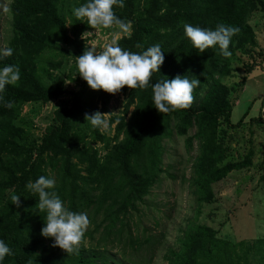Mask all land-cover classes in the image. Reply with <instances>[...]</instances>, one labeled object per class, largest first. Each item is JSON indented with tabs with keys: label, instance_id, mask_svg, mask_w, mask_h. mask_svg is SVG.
Returning a JSON list of instances; mask_svg holds the SVG:
<instances>
[{
	"label": "trees",
	"instance_id": "1",
	"mask_svg": "<svg viewBox=\"0 0 264 264\" xmlns=\"http://www.w3.org/2000/svg\"><path fill=\"white\" fill-rule=\"evenodd\" d=\"M84 2H10L12 34L5 47L13 51L0 60V66L14 65L19 80L0 91V240L12 251L3 264H27L29 259L33 264H123L109 252L122 247L125 254L127 245L137 250L128 219L139 211L164 172V139L174 133L185 137L188 151L198 142L188 179L198 204L212 202L214 185L229 173L253 164L251 148L241 158L228 159L230 146L224 142L223 125L234 127L233 105L232 89L224 79L232 75L234 63H243L242 56L257 45L249 21L256 11L264 17V0H123V7L114 5V15L130 23L131 35L119 38V46L139 53L158 44L164 57L149 86L142 90L124 86L115 94L93 90L81 77L72 76L76 56L88 49V38H81L82 34L93 29L72 15L73 7ZM185 23L209 29L223 23L236 28L230 55L192 48L184 36ZM68 65L69 79L79 85L76 91H69L60 76ZM176 75L197 78L200 83L192 91L188 108L160 113L151 103V85ZM66 93L70 97L56 108L54 120L41 136H35L34 123L21 115L22 107L45 104ZM116 94L126 100L122 115L110 119L115 123L114 134L106 136L85 122L84 114L108 112ZM192 127L195 132L188 135ZM97 141L102 148L94 146ZM261 167L264 182V162ZM40 175L53 177L54 190L65 206L87 216L77 252L68 254L53 247L51 238L40 235L44 214L33 211L36 197L24 187ZM13 195L19 196V205L12 203ZM91 222H95L94 230L87 229ZM101 227L96 240L94 234ZM178 242L177 247L167 248V264H264V238L232 242L218 237L211 226L191 223Z\"/></svg>",
	"mask_w": 264,
	"mask_h": 264
},
{
	"label": "rangeland",
	"instance_id": "2",
	"mask_svg": "<svg viewBox=\"0 0 264 264\" xmlns=\"http://www.w3.org/2000/svg\"><path fill=\"white\" fill-rule=\"evenodd\" d=\"M10 2L0 0V47L7 45L12 34ZM70 22L68 19L69 26ZM249 22L256 34L257 45L250 48L249 54L241 55L243 63H234L232 75L224 79L232 89L230 101L233 105L231 120L234 127L223 125V129L226 130L224 142L230 146L231 155L228 159L241 158L251 148L252 166L229 173L214 185L213 201L198 204L188 180L198 154V142L194 141L193 148L188 151L184 136L174 133L172 137L164 139V172L159 175V181L153 185L139 211L132 213L128 219L137 250L127 245L125 254L122 247L109 252L119 262L167 264L164 259L167 248L178 246V239L183 237L191 223L211 226L217 231L218 237L232 242L264 238V182L260 180L263 173L261 164L264 162V17L260 11H256ZM113 35H117L114 28H99L84 32L81 38H88L85 42L87 48L94 45L99 50L103 44L110 42ZM122 36L118 34L117 40ZM63 71L65 73L60 76L65 87L69 91L78 90L76 81L65 84V80H70L69 65ZM72 76L74 79L80 77L76 73ZM69 97L70 94L66 93L45 104L31 103L22 107L21 115L30 117L34 123L32 133L35 136L45 132L54 120L56 108ZM125 100V96L116 94L109 103L108 112H104L108 127L102 133L106 136L114 134L115 123H111L110 119L122 115ZM240 119L242 123L236 126ZM194 132L195 128L192 127L188 135ZM94 146L102 148L103 144L97 141ZM100 151L104 153V150ZM94 224L91 222L87 229L94 230ZM100 230L102 227L94 234L96 240ZM147 237H152L150 243L142 244ZM85 244H89L88 238Z\"/></svg>",
	"mask_w": 264,
	"mask_h": 264
},
{
	"label": "clouds",
	"instance_id": "3",
	"mask_svg": "<svg viewBox=\"0 0 264 264\" xmlns=\"http://www.w3.org/2000/svg\"><path fill=\"white\" fill-rule=\"evenodd\" d=\"M123 7V0H85L73 7L72 15L77 21H83L91 28L116 30L117 35L129 37L130 23L114 15L113 6ZM184 36L198 52L206 49L218 50L219 54L228 57L229 43L237 29L217 23L214 29L200 28L185 23ZM113 35L110 42L103 44L99 50L94 45L76 56V73L86 81L93 90H103L110 94L119 92L124 86L129 89H144L149 86L152 73L159 70L163 55L158 44L149 46L142 52H130L122 49ZM12 48L0 47V60L12 54ZM95 53V54H94ZM19 80V70L10 64L0 66V91L5 85H16ZM71 80H65V84ZM197 78L176 75L151 85V103L160 113H168L186 109L192 102V91L199 85ZM10 107V105H8ZM84 121L93 129L101 132L108 127L104 113L95 111L85 113ZM56 180L51 176L40 175L34 181H28L24 187L31 196L36 197L34 212L40 216L43 213V226L40 235L51 238L53 247H59L72 254L79 250V245L88 225V219L83 212H74L65 206L60 196L54 190ZM19 196L11 197L12 203L19 205ZM12 255L9 246L0 240V264L4 257ZM27 264H33L29 259Z\"/></svg>",
	"mask_w": 264,
	"mask_h": 264
}]
</instances>
